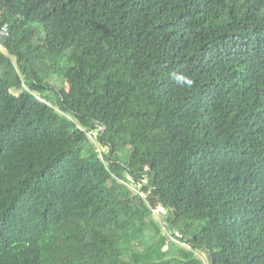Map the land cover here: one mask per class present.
I'll list each match as a JSON object with an SVG mask.
<instances>
[{
    "label": "trees",
    "instance_id": "16d2710c",
    "mask_svg": "<svg viewBox=\"0 0 264 264\" xmlns=\"http://www.w3.org/2000/svg\"><path fill=\"white\" fill-rule=\"evenodd\" d=\"M4 23L0 264H264V0H0Z\"/></svg>",
    "mask_w": 264,
    "mask_h": 264
},
{
    "label": "rangeland",
    "instance_id": "374dc122",
    "mask_svg": "<svg viewBox=\"0 0 264 264\" xmlns=\"http://www.w3.org/2000/svg\"><path fill=\"white\" fill-rule=\"evenodd\" d=\"M0 49H1L2 51H4L5 53L8 54L7 49L4 48L2 45H0ZM13 60L15 61V57H13ZM57 83H58L59 85H63V82H62L61 79H58V80H57ZM58 110H59V109H58ZM59 111H61V110H59ZM61 112H62V111H61ZM67 116L70 117V118H72L71 115H67ZM89 135L92 137V135H93L92 131H89ZM130 187H131L133 190L135 189L133 185H130ZM165 212H166L165 209H163L162 207H159L158 209H155V210H154V217H155V219L161 224V226L163 227V231H164V232H167L168 235H169L170 238H171V234H172V233H170V231H167V229H166L167 227H166L165 222H164V219H165V216H166ZM180 244L183 245L184 247H186L187 249H191V247L188 246L187 244H185L184 242H180ZM196 254H197V256L201 257V258L205 261V264H209L208 255H207L206 252L200 250V251H196Z\"/></svg>",
    "mask_w": 264,
    "mask_h": 264
},
{
    "label": "clouds",
    "instance_id": "9594fccd",
    "mask_svg": "<svg viewBox=\"0 0 264 264\" xmlns=\"http://www.w3.org/2000/svg\"><path fill=\"white\" fill-rule=\"evenodd\" d=\"M172 77L181 87L191 88L193 85V80L188 75L172 73Z\"/></svg>",
    "mask_w": 264,
    "mask_h": 264
},
{
    "label": "built area",
    "instance_id": "2783aa9c",
    "mask_svg": "<svg viewBox=\"0 0 264 264\" xmlns=\"http://www.w3.org/2000/svg\"><path fill=\"white\" fill-rule=\"evenodd\" d=\"M10 25L8 23H4L0 26V36H7L10 34Z\"/></svg>",
    "mask_w": 264,
    "mask_h": 264
}]
</instances>
